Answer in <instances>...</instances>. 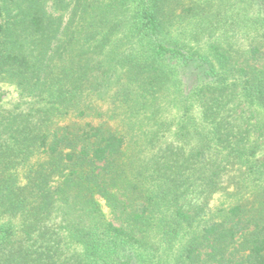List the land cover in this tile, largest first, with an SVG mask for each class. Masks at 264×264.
Instances as JSON below:
<instances>
[{
  "label": "trees",
  "instance_id": "obj_1",
  "mask_svg": "<svg viewBox=\"0 0 264 264\" xmlns=\"http://www.w3.org/2000/svg\"><path fill=\"white\" fill-rule=\"evenodd\" d=\"M0 81V264H264V0H0Z\"/></svg>",
  "mask_w": 264,
  "mask_h": 264
},
{
  "label": "rangeland",
  "instance_id": "obj_2",
  "mask_svg": "<svg viewBox=\"0 0 264 264\" xmlns=\"http://www.w3.org/2000/svg\"><path fill=\"white\" fill-rule=\"evenodd\" d=\"M50 5L51 4H49V8L51 7ZM230 22H232L230 21V18H226V21L222 23L223 25L222 24L220 25L221 29L223 27L224 28L222 30L230 28L229 26H227L228 24H230ZM184 28L187 31H189V29L191 28V25L187 24L184 26ZM22 100L23 98L20 96V93L18 89L15 87V85H12L9 82L0 81V103L4 106V108L11 110L13 108H17L18 105L25 107L26 104ZM24 101H28V100H24ZM246 117H249V115H247ZM252 123L254 124L260 123L264 125V116L260 117L258 120L257 119L253 120ZM250 137L252 139L251 143H254L255 141L259 143V147L256 146L257 155L260 157H264V135L259 134V133H254V134L252 133ZM248 145H251V144H248ZM100 203L102 205V210L105 216L107 217V220L110 221L113 218L112 210L106 205L105 201L100 200ZM218 204H219V201L216 202V205Z\"/></svg>",
  "mask_w": 264,
  "mask_h": 264
}]
</instances>
